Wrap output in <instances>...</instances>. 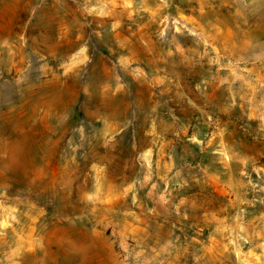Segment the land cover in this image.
Wrapping results in <instances>:
<instances>
[{"label":"rangeland","instance_id":"374dc122","mask_svg":"<svg viewBox=\"0 0 264 264\" xmlns=\"http://www.w3.org/2000/svg\"><path fill=\"white\" fill-rule=\"evenodd\" d=\"M257 261L264 0H0V264Z\"/></svg>","mask_w":264,"mask_h":264},{"label":"crops","instance_id":"0c3cea01","mask_svg":"<svg viewBox=\"0 0 264 264\" xmlns=\"http://www.w3.org/2000/svg\"><path fill=\"white\" fill-rule=\"evenodd\" d=\"M259 261L255 262V264H258Z\"/></svg>","mask_w":264,"mask_h":264},{"label":"built area","instance_id":"2783aa9c","mask_svg":"<svg viewBox=\"0 0 264 264\" xmlns=\"http://www.w3.org/2000/svg\"><path fill=\"white\" fill-rule=\"evenodd\" d=\"M245 243H246V241H245Z\"/></svg>","mask_w":264,"mask_h":264},{"label":"bare ground","instance_id":"6f19581e","mask_svg":"<svg viewBox=\"0 0 264 264\" xmlns=\"http://www.w3.org/2000/svg\"><path fill=\"white\" fill-rule=\"evenodd\" d=\"M33 182V181H32Z\"/></svg>","mask_w":264,"mask_h":264}]
</instances>
